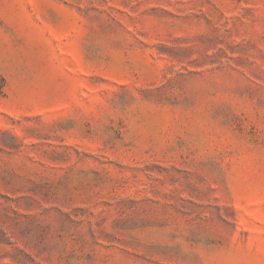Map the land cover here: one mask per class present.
Listing matches in <instances>:
<instances>
[{
    "label": "rangeland",
    "instance_id": "1",
    "mask_svg": "<svg viewBox=\"0 0 264 264\" xmlns=\"http://www.w3.org/2000/svg\"><path fill=\"white\" fill-rule=\"evenodd\" d=\"M0 264H264V0H0Z\"/></svg>",
    "mask_w": 264,
    "mask_h": 264
}]
</instances>
